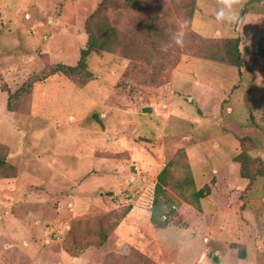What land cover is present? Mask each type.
Wrapping results in <instances>:
<instances>
[{
    "label": "rangeland",
    "instance_id": "374dc122",
    "mask_svg": "<svg viewBox=\"0 0 264 264\" xmlns=\"http://www.w3.org/2000/svg\"><path fill=\"white\" fill-rule=\"evenodd\" d=\"M100 2L0 0V264H264V0L225 25L216 0H107L115 49L91 51V77L47 75L77 63ZM181 34L183 48L171 40ZM236 38L240 67L205 58ZM241 150L250 182L233 161ZM170 159L194 190L229 163L241 201L210 195L186 229L153 226Z\"/></svg>",
    "mask_w": 264,
    "mask_h": 264
},
{
    "label": "trees",
    "instance_id": "16d2710c",
    "mask_svg": "<svg viewBox=\"0 0 264 264\" xmlns=\"http://www.w3.org/2000/svg\"><path fill=\"white\" fill-rule=\"evenodd\" d=\"M107 0H101L97 9L89 16L85 29L87 41L85 47L80 50V56L74 66L57 63L52 66L47 75L63 74L77 75L83 74L91 77L92 74L86 69V58L92 50L97 49L106 52H112L117 46L118 31L110 24L107 16L103 13ZM264 38V37H263ZM224 55L216 54L214 51L206 53L205 58L211 60L226 61L232 66H241V53L238 49V39L233 43L226 42ZM228 45V46H227ZM247 52L246 49H244ZM31 82H25L13 93L8 95L7 107L10 106V99L17 98L29 92ZM233 161L239 164V175L241 178H253V172L249 168L251 158L244 150L233 158ZM5 159L0 158V166L5 164ZM174 160L170 159L158 172L153 189V199L150 209L149 221L157 228L164 229H186L194 221L200 212V200L213 195L218 204L222 207L232 206L240 202L230 194V188L227 186L229 163L224 164L218 169L209 180L198 190H194V180L188 165L184 164L185 174L182 178H175L172 174ZM257 174H262V172ZM264 175V173H263ZM171 187L176 190L183 198L184 203H173L166 195V188Z\"/></svg>",
    "mask_w": 264,
    "mask_h": 264
},
{
    "label": "clouds",
    "instance_id": "9594fccd",
    "mask_svg": "<svg viewBox=\"0 0 264 264\" xmlns=\"http://www.w3.org/2000/svg\"><path fill=\"white\" fill-rule=\"evenodd\" d=\"M244 3L245 0H216L215 21L221 25L237 22ZM171 40L176 47H185L184 34L172 35Z\"/></svg>",
    "mask_w": 264,
    "mask_h": 264
},
{
    "label": "crops",
    "instance_id": "0c3cea01",
    "mask_svg": "<svg viewBox=\"0 0 264 264\" xmlns=\"http://www.w3.org/2000/svg\"><path fill=\"white\" fill-rule=\"evenodd\" d=\"M60 258H64V257H67L68 258V256H66V255H63V254H57Z\"/></svg>",
    "mask_w": 264,
    "mask_h": 264
}]
</instances>
